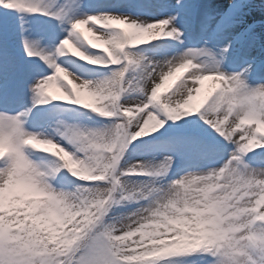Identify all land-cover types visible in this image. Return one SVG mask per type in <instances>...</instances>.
<instances>
[{
    "label": "snow or ice",
    "instance_id": "1",
    "mask_svg": "<svg viewBox=\"0 0 264 264\" xmlns=\"http://www.w3.org/2000/svg\"><path fill=\"white\" fill-rule=\"evenodd\" d=\"M158 2L160 16L122 10L143 11L139 2L103 7L72 0L81 14L67 18L62 39L55 32L38 37L47 47L24 33L23 18L19 32L0 29V93L21 85L33 93L30 107L0 111V264H264V0ZM0 7L65 22L57 3L0 0ZM157 29L177 42L175 54L156 59L140 49L162 38ZM22 55L43 64L22 62ZM63 56L118 67L89 79L83 73L91 70ZM187 68L188 80L161 99L170 77ZM209 78L219 91L203 107L194 94ZM57 81L63 95L49 90ZM57 101L110 123L81 132L55 111L59 105L38 107ZM29 117L68 128L71 135H60L74 147L30 130ZM36 140L51 147L42 150ZM139 148L159 159H129ZM34 152L59 161L37 162ZM203 163L212 166L169 178L174 167ZM64 169L90 183L64 191L75 184ZM125 201L140 206L109 218Z\"/></svg>",
    "mask_w": 264,
    "mask_h": 264
},
{
    "label": "bare ground",
    "instance_id": "2",
    "mask_svg": "<svg viewBox=\"0 0 264 264\" xmlns=\"http://www.w3.org/2000/svg\"><path fill=\"white\" fill-rule=\"evenodd\" d=\"M132 2H139V3L143 4L145 6L144 10L141 11L139 9H128V8H123L122 10H125V11H127V10H132V11L139 10L140 14L152 15V16H160L163 13L162 8L159 6L158 0H95L91 5L103 6V7H111V6H114V5H128L129 3H132ZM211 2H214L216 4H220V5L225 6L228 3V0H211ZM92 10H95V8L87 9V11H92ZM63 11H64V13H66V15H68V17L81 14V10L76 9L74 7V5L72 4V0H66V4H65V7H64ZM83 11H85V9H83ZM52 24H53L52 25L53 28H52V30L49 33L55 32V33H58L59 35H67L66 28H65L64 24L60 20H58L56 18L54 21H52ZM122 26H124V25H122ZM162 27H163L164 31L167 30L166 27H164V26H162ZM84 31L88 35V37L90 39H93L94 41L99 43V48L102 49L103 47H105L103 42L101 40L97 39L96 35H94L92 32H88V29L85 30V27H84ZM39 32H40L39 30L33 29L32 32L25 33V34H31L32 37L34 38V35L38 34ZM157 33L162 38H160L158 40H154V41H152V42H150L148 44L141 45V46H139L140 49L146 51L149 47L150 48H154L153 49L154 52L147 50L146 54L149 57H154L156 59L163 58L166 54L167 55L175 54L176 51L173 50L172 47L170 46L171 43H175V40H172L171 38H163V33L160 31V29H157ZM45 35H47V34H45ZM34 43H36L40 47H47L45 42L43 40L39 39V38H34ZM21 48H23V43L22 42H21ZM155 51H157L158 53L155 52ZM60 59L62 61H67V60L71 59L73 61H76V63L78 65H82V66H84L85 69H88V70H91L92 68H97L95 65L88 64L86 61L80 60L77 57L63 56V57H60ZM32 62H37L38 64H43V61H40L38 57H33L32 59L28 60L29 64H31ZM44 66L47 67V65H44ZM100 66H102V65H100ZM187 69H182L180 72H177L176 75H173L172 76L173 78H170V80L173 82L170 85L171 87H174L175 84H179L178 85V88H179L185 81L188 80L189 73L192 70H190V71L188 70L189 73L185 74V71ZM48 71L50 72L52 70L49 68ZM91 73H92V70L91 71H87V72H85L83 74L86 76V78L98 79V78H92L91 77ZM31 74H32V77H33L34 73H29L28 74V78H29V76ZM64 76H66L67 79H69V80L72 79V77L71 76H67V74H61V79H65ZM204 82H208L209 83L208 87H207L208 88L207 94L211 97V99L209 100V98H208L207 100L206 99L204 100V96H203V98L201 99L202 104L210 103L212 98L219 91V87H218L219 82L218 81H216V80H214L212 78H209V79H206ZM199 85L200 84H198L197 86L199 87ZM205 86L200 85L201 91L199 93H195L194 95H201V93L204 91L203 89L205 88ZM49 90L53 94L63 95L62 86L59 85L58 81L54 82L50 86ZM28 92L30 94H33L30 90ZM137 95H139V94H137ZM27 101H28V96L27 95H25L24 97H20L19 94H14V95H11L9 99H7V98L5 99L4 104H3L4 105L3 108H4V110H9L10 108H12V106L14 108L21 107ZM25 107H27V106L24 105L23 108H25ZM23 108H18L17 109L18 111L12 112L10 114H15L17 112H20ZM87 111H89V110L83 108L82 106H76V105L70 104L69 107L66 109L65 113H62V115L65 116L68 119V121L72 125L76 126L81 132H87V131H90V130L99 129V128H92V127H85L84 125L81 124L82 120L86 117V116H84V113H86ZM230 122H231V117L229 118V121L227 123H230ZM41 123L42 122H39V121H31L26 126L32 131H46L47 133H50V135H52L56 140H58L62 144H64L66 147H70L69 140L67 138L62 137L60 135L61 132H65V133H68V135H71V133L69 132L68 128H66L64 126L49 127L48 124L42 123L43 125H41ZM81 125L84 128H82ZM242 127H252V126L251 125H247V126H242ZM57 128H59V131H57ZM203 134L206 135V133H203ZM48 154L49 153L34 152L33 155H32V158L34 160H36L37 162L59 161V158L53 156L52 154L47 156ZM128 158L133 160L132 157L129 156V155H128ZM193 165L194 164H189L188 166H193ZM184 168H186V167H183V166L179 167V169H184ZM69 177H70V179L73 180L72 176L69 175ZM21 190H23V189H17V191H21ZM64 191L71 192L72 190L65 189Z\"/></svg>",
    "mask_w": 264,
    "mask_h": 264
},
{
    "label": "rangeland",
    "instance_id": "3",
    "mask_svg": "<svg viewBox=\"0 0 264 264\" xmlns=\"http://www.w3.org/2000/svg\"><path fill=\"white\" fill-rule=\"evenodd\" d=\"M41 3L44 6H46V7L51 5V4H53V3H57V8H59L60 6H63V9H64L65 4H66V0H41ZM14 15L17 16L18 13H14ZM39 15H43V14H39ZM64 15H65V22H63V24L66 25V21H67L68 16L66 15V13H64ZM45 16H47V15H45ZM18 17L20 18V20L17 21V17H14V19L12 21V24H11V28L13 30L17 31V32H19L21 30V19L22 18H23V21H24V23H23L24 33L32 32L33 29L37 30V26H39L40 23H44L45 24L46 22H48V21H45V20L38 21L36 18H34V14H23L22 17L21 16H18ZM54 18H56V17H54ZM53 20H55V19H53ZM50 24L53 25L52 22H50ZM0 28H1V26H0ZM43 35H45V31H41L38 34L34 35V38H38V37L43 36ZM190 39L191 38H189V40ZM186 44H190V42L186 41ZM175 45H177V42H176ZM174 47L176 48V46H174ZM108 75H111V72L108 71V70L104 71V70L96 68V69H94V72H92V77H95V78H103V77L108 76ZM96 117H98V118L100 117L101 118L102 116H100L99 114L96 113ZM100 123H102V122L99 121L98 124H100ZM169 123H171V121H169ZM177 123H180V122H177ZM166 127H167V124L164 125V127L161 128L159 131L163 132L164 128H166ZM205 127H207V126L205 125ZM141 139H147V138H141ZM132 152L137 153V155L139 156V158L135 157L136 160L159 159L158 155H156L154 153L146 152L142 148L136 149L135 151H132ZM193 166H189V167H193ZM189 167L184 168V169H177V168L174 167L172 172L169 173V174H171L172 177H178V176L182 175L184 171L189 170ZM64 171H66V169H64ZM66 172H68V171H66ZM83 182L84 181L79 178L78 183L73 186L74 187L73 189H75L76 185H79V184H89V183H83ZM72 191H75V190H72Z\"/></svg>",
    "mask_w": 264,
    "mask_h": 264
},
{
    "label": "clouds",
    "instance_id": "4",
    "mask_svg": "<svg viewBox=\"0 0 264 264\" xmlns=\"http://www.w3.org/2000/svg\"><path fill=\"white\" fill-rule=\"evenodd\" d=\"M35 143H36L38 146L41 145V144L46 145V146H51V145H50V142H48V141H39V140H36ZM4 148H5V145H4L3 143H0V150H2V149H4ZM49 148H50V147H45V148L42 149V150H49ZM64 155H65V158H69V154L65 153ZM73 171H75V170L73 169ZM76 174H78V175H83L84 173H76Z\"/></svg>",
    "mask_w": 264,
    "mask_h": 264
}]
</instances>
